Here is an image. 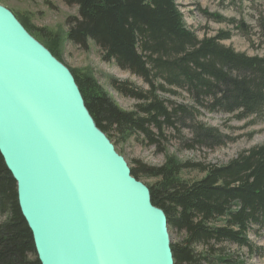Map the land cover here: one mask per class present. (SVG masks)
Listing matches in <instances>:
<instances>
[{
    "label": "trees",
    "instance_id": "obj_1",
    "mask_svg": "<svg viewBox=\"0 0 264 264\" xmlns=\"http://www.w3.org/2000/svg\"><path fill=\"white\" fill-rule=\"evenodd\" d=\"M64 2L76 6L78 13L66 21L67 41L83 50L92 43L104 61H113L148 86L140 91L112 82L118 93L137 103L133 111L125 112L91 78L80 80L69 70L88 113L110 142L111 133L122 141L140 134L154 144L152 131L161 135L164 127L174 130L186 118V110L168 108L160 95H174L175 90L191 98L198 116L202 111L240 120L264 110V57L250 58L221 46V41L230 38L229 32L198 40L185 26L175 0ZM202 14L216 23H234L218 14ZM21 25L32 36L29 27ZM257 36L264 43V17L257 20ZM54 41L50 39L53 46ZM45 46L62 62L53 47ZM193 133V143L222 145L221 136L199 124ZM187 169L204 175L194 182L183 181L181 172ZM130 173L138 181L140 174L155 181L147 187L151 204L165 214L168 232L183 236L181 242L170 245L174 264H246L240 253H226L222 246L232 244L250 254L254 247L249 235H264V145L224 166L203 167L169 158L156 168L137 164ZM0 215L4 217L0 264H40L18 206L16 183L1 156Z\"/></svg>",
    "mask_w": 264,
    "mask_h": 264
},
{
    "label": "water",
    "instance_id": "obj_2",
    "mask_svg": "<svg viewBox=\"0 0 264 264\" xmlns=\"http://www.w3.org/2000/svg\"><path fill=\"white\" fill-rule=\"evenodd\" d=\"M0 156L40 264H174L165 214L71 72L1 5Z\"/></svg>",
    "mask_w": 264,
    "mask_h": 264
},
{
    "label": "rangeland",
    "instance_id": "obj_3",
    "mask_svg": "<svg viewBox=\"0 0 264 264\" xmlns=\"http://www.w3.org/2000/svg\"><path fill=\"white\" fill-rule=\"evenodd\" d=\"M183 16L185 26L192 31L198 40L214 37L220 31L230 33L228 40L221 41L224 48L247 57H264V43L257 36V20L264 17V0H175ZM0 5L9 10L22 24L29 27L32 37L44 47H53L67 69L74 72L80 80L89 77L101 87L113 103L125 112L135 109L136 101L118 93L112 82L124 84L140 91L148 89L142 79L120 70L113 61L102 59L98 47L89 43L87 50L69 43L66 39L68 18L78 17L77 7L67 5L64 0H0ZM218 14L233 24L216 23L202 14ZM39 38H37V37ZM50 39H55L53 46ZM176 93L161 94L168 108L182 106L186 118L182 123L164 127L161 135L156 136L155 143L140 134H132L122 141L113 133L111 143L116 152L124 158L129 168L141 164L147 167H160L169 158L179 163H190L199 166H224L250 150L264 145V110L259 116H250L236 120L233 115L207 114L200 110L196 115L191 98L181 90ZM200 125L203 130L210 129L221 136L222 145L202 146L193 143V129ZM198 170L187 169L181 172V179L194 182L203 177ZM139 181L146 187L152 186L153 179L140 174ZM4 217L0 215V222ZM170 243L181 242L183 236L169 230ZM254 249L249 254L245 249L238 250L232 244H224L226 253L238 252L246 264H264V235L250 234ZM197 251L200 248H196Z\"/></svg>",
    "mask_w": 264,
    "mask_h": 264
},
{
    "label": "bare ground",
    "instance_id": "obj_4",
    "mask_svg": "<svg viewBox=\"0 0 264 264\" xmlns=\"http://www.w3.org/2000/svg\"><path fill=\"white\" fill-rule=\"evenodd\" d=\"M217 16V15H216ZM190 31V30H189ZM70 70V69H69Z\"/></svg>",
    "mask_w": 264,
    "mask_h": 264
}]
</instances>
